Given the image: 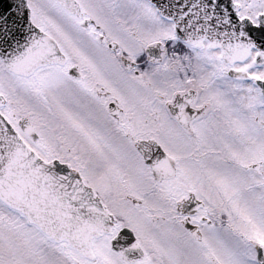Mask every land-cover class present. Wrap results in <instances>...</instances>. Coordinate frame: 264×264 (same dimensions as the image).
<instances>
[{
	"label": "snow or ice",
	"instance_id": "1",
	"mask_svg": "<svg viewBox=\"0 0 264 264\" xmlns=\"http://www.w3.org/2000/svg\"><path fill=\"white\" fill-rule=\"evenodd\" d=\"M0 264H264V0H0Z\"/></svg>",
	"mask_w": 264,
	"mask_h": 264
}]
</instances>
